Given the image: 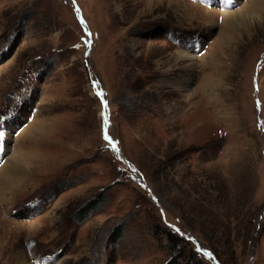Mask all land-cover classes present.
<instances>
[{
  "label": "rangeland",
  "instance_id": "obj_1",
  "mask_svg": "<svg viewBox=\"0 0 264 264\" xmlns=\"http://www.w3.org/2000/svg\"><path fill=\"white\" fill-rule=\"evenodd\" d=\"M224 2L0 0V158L42 142L0 264H264V0Z\"/></svg>",
  "mask_w": 264,
  "mask_h": 264
},
{
  "label": "bare ground",
  "instance_id": "obj_2",
  "mask_svg": "<svg viewBox=\"0 0 264 264\" xmlns=\"http://www.w3.org/2000/svg\"><path fill=\"white\" fill-rule=\"evenodd\" d=\"M262 1L263 0H248L245 4L241 5L238 10H234V8L230 9L229 7H227L229 6L228 1L224 2L223 0L224 4L226 5L225 6L226 9H224L222 13H219V15L221 16L220 21H221L222 26L225 25V26L231 27L232 25L234 26V25L242 24V22H244L246 18L249 16L248 13L251 11V6L254 5V3H257L259 5ZM205 14L210 15V14H214V12H211V10L210 11L205 10ZM3 56L4 55L2 53L0 57L3 58ZM204 58H206L205 55L202 57V60ZM213 65L212 67H215V65L214 66ZM4 68L5 66L0 71V75H1V72L4 70ZM10 120H19V119L17 117L11 116ZM37 121L38 120L34 119V121H32V123L30 124V126L28 125L25 130L23 131L21 130L22 133H20L21 131L18 132L21 134V136L18 142L16 141L15 147L12 148L13 152L10 155V157L9 155L6 157V153L10 150L11 148L10 143L13 141V139L10 136V133H8V136L6 139L5 156L3 160L0 162V205H5V203H8V202L12 204L14 201L12 197L14 190L20 185V183L23 182V179H29V177L25 175H29V173H32V169L39 166V163L41 161L40 156H39L40 154L39 151L41 149L40 147L42 146L41 144L42 142L40 140V137H38ZM5 127H6V124L4 125V128ZM31 128H33V132L28 133L29 129L31 130ZM23 138H27L28 139L27 142L32 144V147L30 146L31 150H28L27 146L26 147L22 146ZM32 223L33 222H31V224Z\"/></svg>",
  "mask_w": 264,
  "mask_h": 264
},
{
  "label": "trees",
  "instance_id": "obj_3",
  "mask_svg": "<svg viewBox=\"0 0 264 264\" xmlns=\"http://www.w3.org/2000/svg\"><path fill=\"white\" fill-rule=\"evenodd\" d=\"M88 208H89V205L86 204V205H84V207H82L81 211L82 212H85L86 211V212L89 213L90 212V209H88ZM166 236L172 242V251L175 250L177 248V241H179V239L178 238H174L173 233H170V232H166ZM196 259L198 260V258H196ZM196 259L194 257L192 259H188L189 262L187 264H203V263H200V261H196ZM216 259H217V256H216ZM170 264H172V262Z\"/></svg>",
  "mask_w": 264,
  "mask_h": 264
},
{
  "label": "snow or ice",
  "instance_id": "obj_4",
  "mask_svg": "<svg viewBox=\"0 0 264 264\" xmlns=\"http://www.w3.org/2000/svg\"><path fill=\"white\" fill-rule=\"evenodd\" d=\"M94 87H95V85H94ZM98 95H102V93H97ZM104 105H105V107L107 106V104H106V101L104 102ZM105 125H107V118L105 117ZM3 135H4V133L3 132H0V139H2L3 138ZM104 138H105V140H109V137L107 136V132L105 131V136H104ZM109 142L111 143V141L109 140ZM113 147H115V145L113 144Z\"/></svg>",
  "mask_w": 264,
  "mask_h": 264
}]
</instances>
